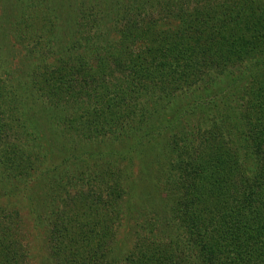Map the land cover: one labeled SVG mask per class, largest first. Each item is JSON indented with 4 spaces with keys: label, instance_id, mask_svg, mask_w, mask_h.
Masks as SVG:
<instances>
[{
    "label": "rangeland",
    "instance_id": "1",
    "mask_svg": "<svg viewBox=\"0 0 264 264\" xmlns=\"http://www.w3.org/2000/svg\"><path fill=\"white\" fill-rule=\"evenodd\" d=\"M225 1L0 0V223L4 225L5 217H14L13 223L5 221L10 224L9 232L0 231V264H10L6 263L5 252L10 249L3 240L6 234L17 240L21 264H59L54 254L57 238L66 239L78 229L88 231L95 224L98 237L104 229L112 228L109 245L115 254L120 258L129 254L135 222H142L138 213L152 209L162 197L173 140L179 143L177 150L183 149L184 142L174 135L194 129L195 141H199L203 131L220 121L228 122L208 105L193 106L195 112L190 117L187 110L192 103L208 100L203 95L205 89L230 92L232 88L217 84L216 71L206 70L208 88L180 89L169 84L173 82L165 88L163 82L154 80L145 86V92L140 89L142 94L137 98L140 80L130 79L123 68L136 62L139 55L154 57L146 51L156 44H164L166 51L170 44V48L180 45V35L174 32L181 19L193 14L216 18L224 10L219 3ZM255 1L264 10V0ZM138 20L148 30V21H155L164 42L149 41L151 36H145L122 43L125 21ZM61 53L72 64L78 59L101 60L106 69L102 77L105 88L90 91L95 101L91 103L93 111L98 115L90 127L84 123L86 103L76 93L62 96L70 101L64 115L56 104L44 107V102L25 88L29 77L44 73L47 62H57ZM247 69H253L254 77L264 78V65H243L231 72L238 77ZM191 74L198 73L187 74L188 81ZM242 87H246L244 83ZM244 89L246 94L252 90ZM250 103L245 106L251 108ZM87 107L91 112L92 107ZM172 109L177 115L167 120L164 115ZM71 117L74 122L67 120ZM256 117L263 125L264 107ZM97 196L103 203L114 197V210L100 204L89 206Z\"/></svg>",
    "mask_w": 264,
    "mask_h": 264
},
{
    "label": "trees",
    "instance_id": "2",
    "mask_svg": "<svg viewBox=\"0 0 264 264\" xmlns=\"http://www.w3.org/2000/svg\"><path fill=\"white\" fill-rule=\"evenodd\" d=\"M219 4L224 10L216 18L193 14L185 21L181 19L174 34L180 35L182 43L173 48L170 44L167 51L155 21H148L149 30L142 20L128 24L125 21L122 43L151 36L149 41L162 44L147 48L146 52L154 57L146 59L139 55L136 62L123 68L130 79L140 80L135 90L137 98L154 80L163 82V86L173 82L169 84L180 89L208 88L204 73L214 70L217 84H227L226 89L231 85V91L205 89L203 95L208 100L192 103L186 114L192 116L193 106L208 105L228 122L220 121L218 128L203 131L199 141H195L194 129L174 135L184 142L183 149L177 150L179 143L173 140L171 161L161 185L162 197L155 207L138 213L142 222H135L134 243L127 256L120 258L111 249L112 228L104 229L98 237L95 224L88 231L78 229V233L67 235L66 239L57 238L54 254L59 264H264V122L260 125L256 117L260 107H264V78L254 77L253 69L238 77L231 72L243 65H264V10L255 0H226ZM56 60L47 62L44 73L29 77L25 88L38 96L44 107L56 104L64 115L70 109V101L62 96L76 93L86 103L84 123L90 127L98 117L90 91L105 88L104 65L101 60L83 59L72 64L65 53ZM192 72L198 74H191L188 81L187 74ZM146 75L151 78L147 80ZM243 83L246 87L241 88ZM244 88L252 90L246 94ZM140 89L144 91L141 93ZM102 96L106 100L107 93ZM245 103H250L251 108ZM87 105L92 107L91 112ZM176 115V109H172L164 117L170 120ZM73 117L67 120L74 122ZM108 201L103 203L102 197L97 196L89 206L100 204L112 211L115 199ZM13 218L5 217L4 225L0 223L3 234L11 228L5 221L13 223ZM13 238L11 234L3 238L8 242L6 248H10L5 252L6 263L21 264L22 250Z\"/></svg>",
    "mask_w": 264,
    "mask_h": 264
}]
</instances>
